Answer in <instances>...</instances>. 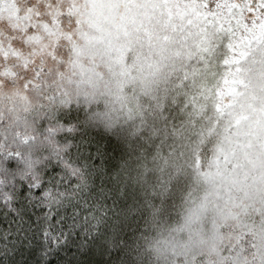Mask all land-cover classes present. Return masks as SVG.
<instances>
[{
    "label": "snow or ice",
    "instance_id": "6c2138e0",
    "mask_svg": "<svg viewBox=\"0 0 264 264\" xmlns=\"http://www.w3.org/2000/svg\"><path fill=\"white\" fill-rule=\"evenodd\" d=\"M251 170L264 203V0H0V264H264L190 230L192 177Z\"/></svg>",
    "mask_w": 264,
    "mask_h": 264
},
{
    "label": "trees",
    "instance_id": "16d2710c",
    "mask_svg": "<svg viewBox=\"0 0 264 264\" xmlns=\"http://www.w3.org/2000/svg\"><path fill=\"white\" fill-rule=\"evenodd\" d=\"M27 51V49H25ZM16 89H9L5 95L11 94L13 100L9 104H4L3 107H11L16 105V110L10 114L5 115V120L9 123H15L17 119L22 121V109H31L38 103L34 97L24 96L21 94L19 99H16ZM11 115V119L8 116ZM254 181L256 183H254ZM259 176L254 170L249 171L248 180L243 187H234L230 192V200L227 197L221 196L217 198L210 191L207 185L196 183V178L192 177L189 182V190L191 196L189 205L195 202L196 205L204 204L200 212L194 217L190 230L197 240V242L204 248L206 252L215 253L218 255L222 244H229L231 242L239 243V236L245 231V225L251 232L254 230L253 239L259 244L261 242L260 225L264 223V217L259 216V210L264 207L258 188ZM187 197L188 194L185 193ZM240 204H246L247 208L255 209L256 213L248 212L247 216L242 215L237 210ZM180 220L176 217L171 220L173 225ZM221 228L224 231H221ZM183 238H187V230ZM24 259H27V254H23ZM14 260L19 257H13ZM251 260V258H247Z\"/></svg>",
    "mask_w": 264,
    "mask_h": 264
}]
</instances>
